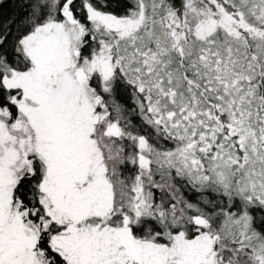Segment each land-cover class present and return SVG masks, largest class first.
Masks as SVG:
<instances>
[{
    "label": "snow or ice",
    "instance_id": "obj_1",
    "mask_svg": "<svg viewBox=\"0 0 264 264\" xmlns=\"http://www.w3.org/2000/svg\"><path fill=\"white\" fill-rule=\"evenodd\" d=\"M0 264H264V0H0Z\"/></svg>",
    "mask_w": 264,
    "mask_h": 264
},
{
    "label": "trees",
    "instance_id": "obj_2",
    "mask_svg": "<svg viewBox=\"0 0 264 264\" xmlns=\"http://www.w3.org/2000/svg\"><path fill=\"white\" fill-rule=\"evenodd\" d=\"M12 8V5L11 4H8V5H6V7H5V11H8L9 9H11Z\"/></svg>",
    "mask_w": 264,
    "mask_h": 264
}]
</instances>
